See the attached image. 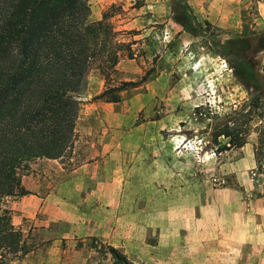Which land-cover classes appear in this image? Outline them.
Returning <instances> with one entry per match:
<instances>
[{"label": "rangeland", "instance_id": "1", "mask_svg": "<svg viewBox=\"0 0 264 264\" xmlns=\"http://www.w3.org/2000/svg\"><path fill=\"white\" fill-rule=\"evenodd\" d=\"M105 1L101 14L115 30L114 39L132 41L129 51L123 46L121 58L133 61L115 69L116 62L94 49L85 80L100 72L105 87L137 82L119 93L117 103L102 105L96 119L104 124L125 122L126 137L140 143L134 170L150 175L142 179L143 206L153 205L152 193L185 194L186 206L200 217L208 241L204 264H264V110L243 123L247 142L242 147L210 138L221 117L231 120L248 110L250 91L234 76L232 58L225 53L231 39L264 34V0ZM100 2L88 0L90 10L98 14ZM95 13L90 21H96ZM168 16L188 17L197 35L174 25L169 43L150 42L151 31L166 36L162 19ZM153 21L158 23L150 34L146 31L136 39L142 41H134V35ZM255 60L264 77V49ZM145 142L152 144L147 156ZM99 252L103 255L106 249ZM102 264H107L106 256Z\"/></svg>", "mask_w": 264, "mask_h": 264}, {"label": "crops", "instance_id": "2", "mask_svg": "<svg viewBox=\"0 0 264 264\" xmlns=\"http://www.w3.org/2000/svg\"><path fill=\"white\" fill-rule=\"evenodd\" d=\"M100 1L98 14L91 10L90 14L95 13L96 21L106 22L101 14L106 1ZM156 23L147 22L148 28L136 33L134 41H142L136 39H142ZM162 24L166 36L162 39L151 31L150 42L169 43L173 26L182 28L171 16L162 19ZM130 61L133 59L124 56L113 62L114 68ZM85 83L81 101L102 92L105 75L90 74ZM109 104L82 103L77 117L82 122L76 121V138L66 156L36 159L16 170L14 196L7 206L13 224L22 232L27 253L10 264H102L104 256L111 264L108 246L133 264H204L208 241L200 217L191 215L190 205L186 206L189 197L152 193L149 200L153 205L150 209L143 206L142 179L146 175L134 170L135 148L140 143L126 137L125 122L104 124L96 119L103 113L102 105L108 108ZM143 148L149 155L151 142H145ZM103 247L106 252L100 255Z\"/></svg>", "mask_w": 264, "mask_h": 264}, {"label": "trees", "instance_id": "3", "mask_svg": "<svg viewBox=\"0 0 264 264\" xmlns=\"http://www.w3.org/2000/svg\"><path fill=\"white\" fill-rule=\"evenodd\" d=\"M89 16L88 0H0V264L27 253L7 206L14 196L16 170L36 159H61L71 150L91 52L96 49L116 62L123 46L130 50V43L114 39L111 25L90 21ZM173 17L197 35L188 17ZM263 49L264 34L228 42L225 56L232 58L230 68L250 91L247 112L231 120L221 117L210 133L215 140L226 139L228 147L247 142L243 123L264 110V77L255 60ZM136 85L123 81L91 100L117 103L121 91ZM107 251L112 264H133L117 249L108 246Z\"/></svg>", "mask_w": 264, "mask_h": 264}]
</instances>
